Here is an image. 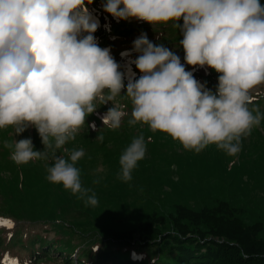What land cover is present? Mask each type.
<instances>
[{"label":"clouds","instance_id":"obj_1","mask_svg":"<svg viewBox=\"0 0 264 264\" xmlns=\"http://www.w3.org/2000/svg\"><path fill=\"white\" fill-rule=\"evenodd\" d=\"M92 3L0 0V129L10 127L19 136L35 128L44 145L37 151L31 138L5 140L12 161L50 162V183L70 190L85 206H97L95 193L89 195L92 190L82 186L76 166L84 150L65 146L84 129L87 117L98 109L97 101L111 102L103 123L119 129L128 113L115 106L118 97L131 100L130 126L146 125L196 153L215 145L229 156L237 155L242 140L264 120V113L249 107L252 90L264 85L260 0H105L104 12L117 22L135 19L154 32L172 22L183 35L181 63L174 51L141 32L131 49L141 75L128 79L127 85L111 49L100 47L94 35L99 24L87 7ZM185 65L193 71H186ZM205 67L218 74L215 91L193 75ZM58 150L68 158L57 155ZM146 151L143 134L132 139L119 158L120 180H132Z\"/></svg>","mask_w":264,"mask_h":264},{"label":"rangeland","instance_id":"obj_2","mask_svg":"<svg viewBox=\"0 0 264 264\" xmlns=\"http://www.w3.org/2000/svg\"><path fill=\"white\" fill-rule=\"evenodd\" d=\"M104 2L93 0L87 6L99 24L94 35L100 47L111 49V55L125 74V85L128 79H138L141 75L133 63L137 54L131 52L133 41L141 32L147 33L154 44H163L174 51L184 63V50L179 44L183 35L171 27L172 22L167 27L157 26V32L148 23L135 19L117 22L104 12ZM179 23L182 25L183 20ZM205 68L193 72L195 79L207 84V79L212 77L216 87V72ZM185 69L193 70L189 65ZM125 93L126 87L121 95ZM251 95L249 107L264 113V85L253 89ZM114 104L128 113L119 129L112 130L103 123L111 102L103 105L97 101L98 109L87 117L84 129L65 146L84 150L85 155L76 166L81 170L82 186L90 188L89 195L95 193L98 199L95 207L85 206L83 200L62 185L50 183L46 179L50 162L39 160L17 165L12 161L11 150L4 148L5 140L31 138L35 150H44L35 128L30 127L19 136L13 135L10 127L0 129V264H82V259L87 261L84 255L97 247L96 254L110 250L112 256L149 254L152 260L179 261L182 243H174L168 235L165 239L170 238L173 245L170 242L160 245L162 238L156 246L147 245L145 236L153 233L150 230L153 225L162 228L161 221L180 208L202 215L212 211L216 215L218 207L246 224L264 223V120L242 140L241 150L235 156L227 155L215 145L196 153L146 125L130 126L129 98L118 97ZM141 134L147 144L146 156L138 162L132 180L125 183L118 178L119 158L132 139ZM99 135L104 137L103 141L96 139ZM57 155L68 158L63 150H58ZM49 205H57L61 217L54 221L47 217L51 211ZM125 232L133 233L134 241L112 239V235ZM160 232L181 237L178 230ZM191 235L186 238H192ZM45 237L51 243L40 244L39 239ZM209 237L201 241L198 237V242L183 246L199 248L198 254L206 255ZM41 247L47 250V255L36 254Z\"/></svg>","mask_w":264,"mask_h":264},{"label":"trees","instance_id":"obj_3","mask_svg":"<svg viewBox=\"0 0 264 264\" xmlns=\"http://www.w3.org/2000/svg\"><path fill=\"white\" fill-rule=\"evenodd\" d=\"M260 3L264 5V0H260ZM123 25L121 24V26ZM116 34L122 36L118 33ZM216 75L218 77L217 73ZM210 78L211 80L207 79L206 86L210 90L215 89V83L212 77ZM31 200L32 202L36 201L35 199ZM50 206L51 211L47 214V217L53 221L61 217V214L55 208L57 205ZM216 210H218V214L216 215H213L215 213L212 211H209L210 213L206 215H202L201 212L192 211L188 208H180L179 210H175L168 218L161 221L162 228L155 227V225L150 228L153 233L145 236L147 238L146 241H148L147 245L156 246L160 238L164 239L160 245H164V242L169 244L170 238H173L174 243H182L181 251H179V261L152 260L149 254L135 256L132 253L127 255L117 253L112 256L110 250H106L108 252L104 251L97 254L89 251L84 255L87 261L82 259V264H94L97 262L98 264H219V261L222 262L220 264H264V223L249 225L244 223L240 218H237L235 214H228L226 210L218 207H216ZM168 229L180 231L181 237L175 234L172 235L171 233L164 235L160 232L168 231ZM188 234H192V238H186ZM168 235L170 238L165 239ZM132 236L133 233L130 235L127 232L117 233L116 235H112V239L114 241H134V238H131ZM208 236L211 239L206 243L208 246V253L206 255L198 254L200 252L199 248L190 249L191 246L184 247L187 246L184 243L192 244L198 242V239L199 241L206 240ZM47 240V237L45 239L40 238L39 242L41 244L42 241L46 242ZM46 243L49 244L51 242ZM171 244L173 245V243ZM1 245L2 240L0 239ZM52 250H54V247L51 248ZM36 254H40L41 256L43 254L47 255L48 253L46 249L41 247L40 251H36Z\"/></svg>","mask_w":264,"mask_h":264}]
</instances>
